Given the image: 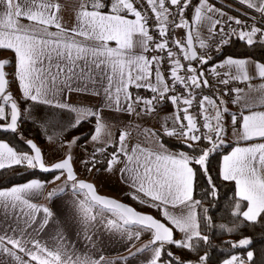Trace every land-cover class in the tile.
<instances>
[{"label": "snow or ice", "instance_id": "1", "mask_svg": "<svg viewBox=\"0 0 264 264\" xmlns=\"http://www.w3.org/2000/svg\"><path fill=\"white\" fill-rule=\"evenodd\" d=\"M238 3L245 9L243 18L210 0H76L66 25L60 0H0V51L14 54L0 58V130L17 133L25 120L39 122L47 140L67 150L48 166L32 139L20 137L29 151L0 140V171L22 166L58 173L51 181L32 178L0 188V264H192L166 246L196 251L195 264H208L207 251H198L201 243H210L201 219L206 228L213 222L207 209L200 216L202 201L193 194L199 172L207 178L206 195L217 196L209 158L226 142V117L237 141L245 143L222 157L219 178L234 183L233 220L219 227L233 234L243 224L264 220V62L227 56L207 67L210 53L221 52L234 36L247 46L264 44V0ZM9 65L20 100L8 91ZM205 88L216 94H203ZM132 89L151 95H133ZM73 93L91 95L99 103L74 105ZM164 102L175 109L160 130L136 125L143 143H128V125L113 136L110 121L120 115L142 120ZM229 103L237 110L231 111ZM38 106L47 111L41 114ZM89 121L94 123L89 134L93 151L81 161L87 171H100L97 164L108 173L118 170L133 189L131 198L163 219L102 196L93 183L79 178L72 150L81 137L68 140L65 134ZM49 130L55 131L47 135ZM161 133L184 141L190 151L169 150ZM57 181L61 185L45 195L46 185ZM41 197L60 199L57 211L34 202ZM177 232L183 234L180 239ZM145 234L148 242L132 252ZM251 242L244 237L228 243L244 248ZM117 244L126 246L129 255L106 256L105 250ZM141 254L146 255L138 259ZM254 256L249 250L246 259L231 255L222 264H255Z\"/></svg>", "mask_w": 264, "mask_h": 264}, {"label": "trees", "instance_id": "2", "mask_svg": "<svg viewBox=\"0 0 264 264\" xmlns=\"http://www.w3.org/2000/svg\"><path fill=\"white\" fill-rule=\"evenodd\" d=\"M195 3V0H193ZM257 26H259V21L257 22ZM183 33V30H182ZM212 62L210 65L214 64L218 60H221L225 56H233V57H252L255 60L264 61V44L257 43L253 46H247L244 42L239 41L235 36L232 38L229 45L225 46L224 49L219 52H212ZM10 58H13V54L10 55ZM208 65V66H210ZM207 66V67H208ZM7 74V73H6ZM9 80V78L7 77ZM205 92L210 95H215L214 89L205 88ZM12 94L14 92L9 90ZM17 100H20L21 97H15ZM164 105V104H163ZM21 107H26V105H21ZM161 107V106H160ZM38 111L43 114L47 111L44 106H38ZM70 115V114H69ZM94 127V123L89 121L84 123L78 129L69 130L65 136L66 139H71L74 137H81L78 144L86 141L89 138V134L92 132ZM48 134V133H47ZM21 135L24 138L33 139L37 145L42 144L46 140V135L43 127L39 124V122L34 123L31 120H25L23 123L19 125V129L17 133L12 132H1L0 131V139L5 142H9L10 146L16 147L21 151H29L27 146L23 143V140L20 138ZM161 139L164 145L172 150H179L189 152L190 150L186 147L184 141L177 139L175 137H167L161 134ZM230 144H224V146L218 149L216 152H213L209 158V174L212 176L214 183L217 185V196L212 197L211 195H206V191L208 188L207 178L198 172L196 185L193 196L196 200H201L202 204L197 208L200 216L203 217L205 215L204 209H207V216L212 218L213 226L211 228L204 227L205 221L201 219L202 231L209 235L210 243L208 245L200 244L199 246V254H203L207 251L209 255L208 264H222L223 260L229 258L231 255H238L242 259H246L247 251L251 250L254 252V261L255 264H262L264 262V220L258 222L255 225L243 224L241 225L238 232L233 234H227L221 231L219 225L221 224H230L233 220L231 217L232 210V201L234 195V183L233 182H225L219 178V163L220 158L223 153L227 151ZM113 151V147L108 148V152L111 153ZM102 159V158H101ZM97 168H103V164H97ZM55 173H41L37 170L27 169L26 167L16 166L11 169H6L0 171V187L10 186L12 184L25 182L32 178H38L45 181L52 180ZM58 185L52 186L50 190L53 188H57ZM49 190V191H50ZM120 200L131 204L137 210L148 212L153 214L155 217L159 219H163L160 217L155 209H149L137 201H134L131 196L123 195L119 198ZM244 237L251 238V244L244 248H232L228 243L237 242L239 239ZM167 250L172 251L176 256L181 257L185 261H191L192 264H195V261L198 258L196 251H188L183 249H177L174 246H166ZM166 258V256H165Z\"/></svg>", "mask_w": 264, "mask_h": 264}, {"label": "crops", "instance_id": "3", "mask_svg": "<svg viewBox=\"0 0 264 264\" xmlns=\"http://www.w3.org/2000/svg\"><path fill=\"white\" fill-rule=\"evenodd\" d=\"M60 2L63 5V9L61 12V15L63 16V22L67 25L70 23L71 16H72V9L75 7L76 0H60ZM210 2L214 3L216 5V7L221 8L223 11L227 12L228 15H233V16L240 15L243 18V13H244L245 9L243 6H241L238 3V0H210ZM21 22L25 23V24L28 23L26 20H22ZM251 22L252 21L249 19V23H251ZM203 34L205 36L207 35L206 32H204ZM177 35H179V36L183 35L181 29H177ZM11 54H13V52H11V51H0V58H5V57L10 58ZM13 56H14V54H13ZM225 57H227V56H225ZM225 57H223V58H225ZM246 57L253 59L252 57H249V56H246ZM222 59L218 60L215 63L221 62ZM214 64L210 65V67L213 66ZM8 70H10V76H11V79H10L9 75L7 74V77L9 78L8 81H10V80L12 81V89L8 88V90H12L14 92V94H12L13 96L21 97V93L18 89V83L13 79V76H12L13 68L11 65L6 67V73ZM9 85H10V83H9ZM233 86H235V85H233ZM239 86L243 87V85H239ZM138 93L142 96L151 95L147 90H144V89H139ZM213 93L216 94L215 89H214ZM203 94L210 95L209 93L205 92L204 89H203ZM133 95H136V94L133 93ZM210 96H213V95H210ZM225 99H227V97H225ZM69 100L71 103H73L74 105H77V106L96 105L97 103H99L98 99L95 97H92L91 95H81V94H77V93L71 94V96L69 97ZM228 107L231 111L237 110L236 106L232 105L231 103L228 104ZM174 109H175V106L171 105L170 103H167L165 105H162L158 109L157 113H154L152 116L145 117L142 120H137L136 118L130 117L127 115H120V118L118 120L110 121V123L113 125L111 131L113 133V136L116 137V136H118V132L124 130V126L128 125L129 130L132 131V135L129 138L128 143L129 144L143 143V138L141 136H139L135 130L136 125L139 124L141 128L160 130L161 122L163 121V118L165 116L172 114L174 112ZM191 111L194 114H196L197 109L195 108V106L193 107V109ZM104 115L109 116L111 114L108 113L107 111H105ZM226 120H227V123H226V137H225L226 142H225V144H230V146L227 149V151L221 155L220 163H219V169H220V166L222 164L223 155L230 152L231 148L236 146L237 143H239L240 146H244V143H245L243 141H239V142L237 141V137L234 135V130L230 124V117H226ZM169 126H171V124H169ZM89 138H90V136H89ZM89 148H90V150L93 151V145L90 144ZM169 150L174 151V152H179V150H172V149H169ZM86 156H89V154H87ZM93 171H94V169H93ZM40 180L45 181L42 179H40ZM45 182H47V181H45ZM92 182L95 185L98 192H100L102 194L113 196L115 198H120L121 196H123L125 194L131 196V194L133 192V189L130 188L128 184H126L122 181L118 170L113 171L112 173H108V172L104 171V167L100 168V171H96V173L92 177ZM55 185H57V182L55 184L48 183L46 185L45 195H46L47 191H49L50 188L52 186H55ZM10 186H12V185H10ZM10 186H6V187H10ZM0 188H3V187H0ZM69 197H70V193L67 195H64L63 202L66 203L67 200L69 199ZM193 198L196 200V198L194 196H193ZM34 202L39 203V204L47 203V206L50 207L54 212L57 211L59 205L61 204V200L58 198L53 199L51 202H46L45 199L41 197V198L35 200ZM2 219H3V217H0V220H2ZM182 235L183 234L177 232L176 238L180 239L182 237ZM149 238H150L149 235H147V234L143 235L140 240L134 242L135 247H132L131 251L136 252V250L138 248H140L142 245H144L148 242ZM44 239L49 240V246L51 247L50 237L45 236ZM105 255L108 256L109 258L115 259V258L121 257V256H128L129 252L126 249V246H122V245L117 244L115 246H110L109 248H107L105 250ZM144 255H146V254H141L138 257V259H143ZM130 264H135V261H131Z\"/></svg>", "mask_w": 264, "mask_h": 264}, {"label": "rangeland", "instance_id": "4", "mask_svg": "<svg viewBox=\"0 0 264 264\" xmlns=\"http://www.w3.org/2000/svg\"><path fill=\"white\" fill-rule=\"evenodd\" d=\"M7 74L9 75V78L11 79L10 70L7 71ZM9 83H10L9 88L12 89V81L10 80ZM201 123H202V121H201ZM53 131H55V130H49L47 135H52ZM71 139H73V138H71ZM71 139H69V140H71ZM90 144L93 145L90 138H89L86 141L78 144V146L74 147L72 151H73L74 167H75V170H76L79 178L92 182V177L96 173V169H94V171H92V172H89V171H87V168L85 167V165H83L81 163L82 160L88 159L92 153V150H90V148H89ZM38 146L41 147V149L43 150L44 160H45L46 164H50V163H52L58 159L63 158L64 152L67 151L66 149L64 151L59 150L58 143H55V144L50 143L47 140V138H46L45 142H43L42 144H39ZM87 154H89V156H86ZM56 174H58V173H55V175ZM57 185L60 186L61 182L57 181Z\"/></svg>", "mask_w": 264, "mask_h": 264}, {"label": "water", "instance_id": "5", "mask_svg": "<svg viewBox=\"0 0 264 264\" xmlns=\"http://www.w3.org/2000/svg\"><path fill=\"white\" fill-rule=\"evenodd\" d=\"M9 91V90H8ZM1 132H10V131H4V130H0ZM25 139H31V138H25ZM33 140V139H32ZM34 141V140H33ZM35 142V141H34ZM23 143H24V141H23ZM36 143V142H35ZM25 144V143H24ZM25 146H27L26 144H25ZM27 148H28V146H27ZM29 149V148H28ZM62 159V158H61ZM60 159H58V160H56V161H54V162H52V163H50V164H46V165H48V166H50L51 164H53V163H55V162H58ZM37 171H39V172H41V173H52V172H42V171H40L39 169H36ZM81 179V178H80ZM82 180H84V179H82ZM85 181H87V180H85ZM87 182H90V181H87ZM90 183H92V182H90ZM98 192V191H97ZM98 194H100V195H102V196H105V197H110V198H114V199H116V200H118V201H121V202H123V203H125V204H127V205H130V206H132L131 204H128V203H126V202H124V201H122V200H120L119 198H115V197H113V196H110V195H106V194H101V193H99L98 192ZM133 207V206H132ZM135 208V207H134ZM138 211H140V210H138ZM141 212H143V211H141ZM143 213H148V212H143ZM151 214V213H150ZM153 215V214H152ZM154 216V215H153ZM159 219V218H158Z\"/></svg>", "mask_w": 264, "mask_h": 264}, {"label": "built area", "instance_id": "6", "mask_svg": "<svg viewBox=\"0 0 264 264\" xmlns=\"http://www.w3.org/2000/svg\"><path fill=\"white\" fill-rule=\"evenodd\" d=\"M258 21H259V18H257V21L256 22H258ZM176 33H177V30H176ZM149 55H151V53H149ZM209 68H210V66H209ZM132 91H133L134 94H137L138 93V90L137 89H132ZM167 103L168 102L161 103L160 105H158V109L160 108V106H162L163 104L165 105Z\"/></svg>", "mask_w": 264, "mask_h": 264}]
</instances>
